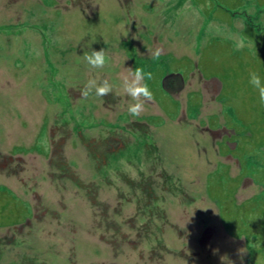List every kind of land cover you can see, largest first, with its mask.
<instances>
[{
  "label": "rangeland",
  "instance_id": "rangeland-1",
  "mask_svg": "<svg viewBox=\"0 0 264 264\" xmlns=\"http://www.w3.org/2000/svg\"><path fill=\"white\" fill-rule=\"evenodd\" d=\"M135 68L154 76L138 117ZM251 72L264 0H0V264H264ZM92 79L113 91L83 98Z\"/></svg>",
  "mask_w": 264,
  "mask_h": 264
},
{
  "label": "clouds",
  "instance_id": "clouds-1",
  "mask_svg": "<svg viewBox=\"0 0 264 264\" xmlns=\"http://www.w3.org/2000/svg\"><path fill=\"white\" fill-rule=\"evenodd\" d=\"M160 56V51L157 50L154 53L153 58L158 59ZM83 59L87 64L93 68H103L105 67L108 57H106L105 51H91V53H84ZM128 75L123 78V91L124 93L131 98L133 103H130L128 106V113L133 117H138L145 110L146 102H153L155 97L153 92L150 90L148 84L145 82L151 81L154 79L152 72H145L143 68L126 69ZM249 83L254 89L257 90L259 94V101L264 105V80L261 79L259 73L251 72ZM113 85H111L108 80H104L102 83L97 82V80H89L85 85L84 90L81 95L83 98H87L94 90L95 95L99 97H104L110 94L113 91ZM221 264H233L227 256L220 258ZM241 264H243V257L241 256Z\"/></svg>",
  "mask_w": 264,
  "mask_h": 264
},
{
  "label": "water",
  "instance_id": "water-1",
  "mask_svg": "<svg viewBox=\"0 0 264 264\" xmlns=\"http://www.w3.org/2000/svg\"><path fill=\"white\" fill-rule=\"evenodd\" d=\"M161 88L168 95L179 94L185 88L184 77L178 73L167 74L161 80Z\"/></svg>",
  "mask_w": 264,
  "mask_h": 264
},
{
  "label": "trees",
  "instance_id": "trees-1",
  "mask_svg": "<svg viewBox=\"0 0 264 264\" xmlns=\"http://www.w3.org/2000/svg\"><path fill=\"white\" fill-rule=\"evenodd\" d=\"M262 231L264 232V229H262Z\"/></svg>",
  "mask_w": 264,
  "mask_h": 264
},
{
  "label": "flooded vegetation",
  "instance_id": "flooded-vegetation-1",
  "mask_svg": "<svg viewBox=\"0 0 264 264\" xmlns=\"http://www.w3.org/2000/svg\"><path fill=\"white\" fill-rule=\"evenodd\" d=\"M185 80V79H184Z\"/></svg>",
  "mask_w": 264,
  "mask_h": 264
}]
</instances>
